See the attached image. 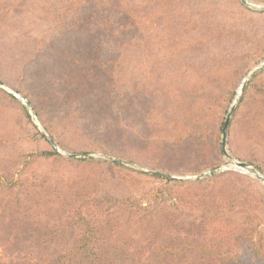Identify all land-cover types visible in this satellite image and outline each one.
Returning <instances> with one entry per match:
<instances>
[{
    "label": "rangeland",
    "instance_id": "rangeland-1",
    "mask_svg": "<svg viewBox=\"0 0 264 264\" xmlns=\"http://www.w3.org/2000/svg\"><path fill=\"white\" fill-rule=\"evenodd\" d=\"M246 1L0 0V177L67 191L95 176L84 159L112 158L107 185L143 194L157 181L134 172L215 167L264 202V180L232 169L264 177V72L235 96L264 69V3Z\"/></svg>",
    "mask_w": 264,
    "mask_h": 264
},
{
    "label": "trees",
    "instance_id": "trees-1",
    "mask_svg": "<svg viewBox=\"0 0 264 264\" xmlns=\"http://www.w3.org/2000/svg\"><path fill=\"white\" fill-rule=\"evenodd\" d=\"M255 72L235 95L238 106L264 69ZM53 149L44 157H60ZM86 160L95 176L65 178L67 191L0 177V264H264V202L229 190L226 180L235 177L239 187V176L184 180L137 171L157 182L133 194L102 175L123 164Z\"/></svg>",
    "mask_w": 264,
    "mask_h": 264
},
{
    "label": "water",
    "instance_id": "water-1",
    "mask_svg": "<svg viewBox=\"0 0 264 264\" xmlns=\"http://www.w3.org/2000/svg\"><path fill=\"white\" fill-rule=\"evenodd\" d=\"M242 2H243L244 4H248V2H247L246 0H242ZM263 66H264V64H263ZM242 91H243V88H242L241 92H242ZM26 107L29 109V108H30L29 104H26ZM233 110H234V108L232 109L231 113L233 112ZM230 117H231V114L229 115V117L227 118V120H226V122H225V128H224V132H223V142H222V149H223V152H224L225 156H227V157H229V158H230V156H229V154H228V152H227V150H226V146H227V129H228V125H229ZM54 146H55V145H54ZM69 156H71L72 158H75V157H76L75 155H69ZM108 159H110V160H112V161H117V160L112 159V158H108ZM232 169H233L234 171H249V172H251L252 174H255V176H256L258 179H260V180H264V177L261 176L259 173L253 171V170L251 169V166L248 165L247 163L236 161V162L234 163V167H233ZM215 173H217V171H213V172H210V173L202 174V175L200 176V178H205V177H207V176H209V175H213V174H215ZM158 175H160V176H164V177L167 176L166 174H161V173H159ZM167 177H168V176H167Z\"/></svg>",
    "mask_w": 264,
    "mask_h": 264
}]
</instances>
